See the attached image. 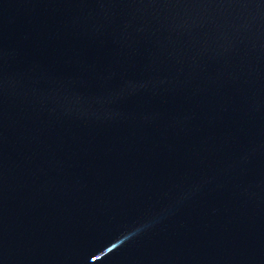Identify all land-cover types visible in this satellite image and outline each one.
<instances>
[{
    "label": "water",
    "instance_id": "obj_1",
    "mask_svg": "<svg viewBox=\"0 0 264 264\" xmlns=\"http://www.w3.org/2000/svg\"><path fill=\"white\" fill-rule=\"evenodd\" d=\"M0 264H264V0H0Z\"/></svg>",
    "mask_w": 264,
    "mask_h": 264
}]
</instances>
